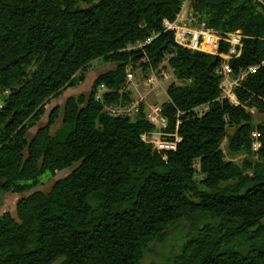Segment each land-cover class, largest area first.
<instances>
[{"label":"trees","instance_id":"obj_1","mask_svg":"<svg viewBox=\"0 0 264 264\" xmlns=\"http://www.w3.org/2000/svg\"><path fill=\"white\" fill-rule=\"evenodd\" d=\"M180 2L0 0V193H23L44 173L72 168L48 191L20 197L14 215L0 213V264H142L150 243L181 220L189 230L171 264H264V121L250 111L264 116V1L189 4L197 23L223 37L238 32L239 54L227 59L233 78L255 67L236 80V104L222 96V58L176 44L165 28ZM229 47L221 40L217 52ZM96 58L114 66L87 94L65 99L54 131L56 106L28 138L48 99L78 85ZM164 60L186 81L170 82L161 104L166 131L180 120L181 139L165 157L140 139L153 129L144 104L133 117L103 109L131 101L120 91L129 65L147 76ZM238 154L245 157L235 161Z\"/></svg>","mask_w":264,"mask_h":264},{"label":"built area","instance_id":"obj_2","mask_svg":"<svg viewBox=\"0 0 264 264\" xmlns=\"http://www.w3.org/2000/svg\"><path fill=\"white\" fill-rule=\"evenodd\" d=\"M192 0H181L180 2V11L184 7H188L189 12L186 17L180 18L179 13L177 14L174 21L164 20L163 24L166 29L173 30L174 32V41L176 44L181 45L186 48H191L195 50H200L212 54H217L222 58L218 72L222 74L223 80L221 81L220 87L222 91V96L228 98L232 103L234 102L230 99L229 93L233 94V87L237 79H241L245 76L246 73L252 72L255 67L248 66L245 69L240 70L236 78L229 81L228 85L230 90L226 91L224 81L227 78V73H229V68L227 66V59L231 57L232 54H239V49L236 50V46H241L240 36L238 32L228 33L226 37L218 35L215 30L207 28L204 23H197L195 17L191 13L189 4ZM263 2L264 0H258ZM189 15V16H188ZM223 40L230 44L229 50L226 53H218L219 42ZM148 40H145L147 42ZM141 46V44H137ZM151 73V74H150ZM150 75L145 76L142 81V86L138 82L137 78L133 74L127 71L126 80L124 81L121 92H125L131 95V101L127 104H104L103 109L113 116H130L133 117L135 113L139 110L141 104L145 105V117L148 122L153 126V129L147 132L140 134V139L146 143L152 145L153 149L157 152L163 154L165 157V151L175 150L177 142L180 141V136L177 134V126L180 123V120H176L175 123V132L166 131L168 120L163 115L161 104L162 103H151L146 105V96L151 95L150 92L156 87L154 70H150ZM225 75V77H224ZM105 90L103 86H99L96 92L95 98L101 101V93ZM150 94V95H149ZM167 100V99H166ZM208 105L202 104L196 106L194 111L196 115H202L207 109ZM259 132L255 129L251 133L252 150L257 151L261 145L259 141Z\"/></svg>","mask_w":264,"mask_h":264},{"label":"rangeland","instance_id":"obj_3","mask_svg":"<svg viewBox=\"0 0 264 264\" xmlns=\"http://www.w3.org/2000/svg\"><path fill=\"white\" fill-rule=\"evenodd\" d=\"M188 12H189L188 7L187 6L184 7L179 13L180 18L186 17ZM129 47L133 48L135 47V45ZM113 66H114L113 62L104 61L102 58H96L91 60L87 64L85 70L82 71V74L81 72L77 73V77L81 75L83 76V80L80 81L78 85L74 87H68L58 96H54L48 99L44 107V112L41 115L40 119L28 129L27 137L30 138L38 126L46 123L49 112L53 107L56 106L59 107L60 109H59V118L57 122L52 126V131H54V129L57 128L61 123L62 108L65 99L70 95L87 94L91 89L93 79L98 74L112 68ZM127 71L131 72L133 76L137 78L138 82L140 83V86H142L141 80L143 79V77L146 76L145 74L147 73V70H143L140 65L136 64L134 66L129 65L127 67ZM226 73H227V78L224 81V84L226 91H229L230 88L228 83L234 78L228 72ZM154 77L156 79L155 82L158 85H156V87L150 92L151 95L149 94L150 95L149 97L148 95L146 96L147 107L151 103H162L167 99L166 86L170 82H174L177 84L186 82L184 80L181 81L175 77L173 71L168 67L166 60H164V62L154 70ZM229 94H230L229 95L230 99L234 102H237L236 98H234L235 96H233V94L231 93ZM3 95L4 93L0 92V104L2 102ZM250 111L252 112V119L254 123L264 121V116L261 113L256 112L252 109ZM231 131L232 129L228 127L227 133L229 134L231 133ZM221 148L225 153V157L229 158L228 150L226 148V138L222 140ZM244 157H245L244 154H238L234 157V160L239 161ZM71 169L72 168H67L58 171L56 172L55 175H51L49 172H46L39 177L37 184L31 190H27L23 193L20 194L11 193V192L0 193V213L4 211H10L14 215L15 204L20 197L26 196L34 190H41L44 192L48 191L56 179L65 176L71 171ZM197 177H199V174L197 175ZM188 226H189L188 221L186 220H181L169 226L166 230V235L163 240H155L150 243L148 250L144 253L142 264H150L152 262L155 264H171L170 258L178 252L183 237L188 233L189 230Z\"/></svg>","mask_w":264,"mask_h":264}]
</instances>
